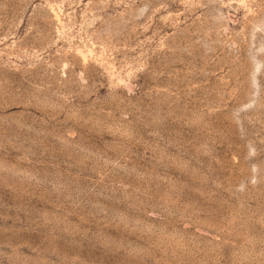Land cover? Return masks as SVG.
<instances>
[{
  "label": "rangeland",
  "instance_id": "1",
  "mask_svg": "<svg viewBox=\"0 0 264 264\" xmlns=\"http://www.w3.org/2000/svg\"><path fill=\"white\" fill-rule=\"evenodd\" d=\"M0 264H264V0H0Z\"/></svg>",
  "mask_w": 264,
  "mask_h": 264
}]
</instances>
